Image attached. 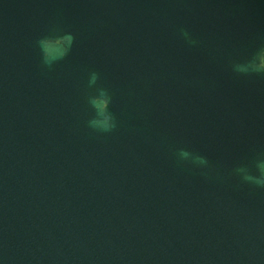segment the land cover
Instances as JSON below:
<instances>
[{
  "label": "water",
  "instance_id": "95a60500",
  "mask_svg": "<svg viewBox=\"0 0 264 264\" xmlns=\"http://www.w3.org/2000/svg\"><path fill=\"white\" fill-rule=\"evenodd\" d=\"M0 264H264V0H0Z\"/></svg>",
  "mask_w": 264,
  "mask_h": 264
}]
</instances>
